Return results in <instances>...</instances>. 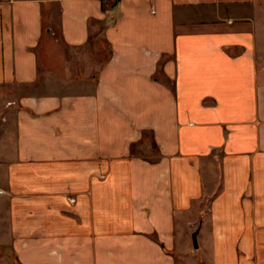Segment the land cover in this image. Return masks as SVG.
<instances>
[{
    "label": "crops",
    "instance_id": "1",
    "mask_svg": "<svg viewBox=\"0 0 264 264\" xmlns=\"http://www.w3.org/2000/svg\"><path fill=\"white\" fill-rule=\"evenodd\" d=\"M0 87L19 264H264V0H0Z\"/></svg>",
    "mask_w": 264,
    "mask_h": 264
},
{
    "label": "rangeland",
    "instance_id": "2",
    "mask_svg": "<svg viewBox=\"0 0 264 264\" xmlns=\"http://www.w3.org/2000/svg\"><path fill=\"white\" fill-rule=\"evenodd\" d=\"M4 88L0 87V264H19L17 262L14 250L12 249V241L10 240L9 234V223L6 218L8 214L4 213V207L7 208L6 193L3 189L8 186L6 179V170L8 163L13 160L16 153V132L12 121H9L10 114L14 110V106L7 105L6 95L3 93ZM11 90V89H10ZM6 91V90H5ZM209 203L204 204V210ZM207 212V211H205ZM205 216V214H204ZM196 229H187V234L190 237V241H179L180 244H184V249L179 248L177 257L178 264H199L202 260L203 255L205 256L204 250L201 248H194V236ZM181 234V229L179 230ZM202 239V236H200ZM201 242V241H200ZM199 243V241H198ZM202 264H209L203 260Z\"/></svg>",
    "mask_w": 264,
    "mask_h": 264
},
{
    "label": "water",
    "instance_id": "3",
    "mask_svg": "<svg viewBox=\"0 0 264 264\" xmlns=\"http://www.w3.org/2000/svg\"><path fill=\"white\" fill-rule=\"evenodd\" d=\"M194 242H195V248L199 247L198 240H197V233L194 234Z\"/></svg>",
    "mask_w": 264,
    "mask_h": 264
}]
</instances>
